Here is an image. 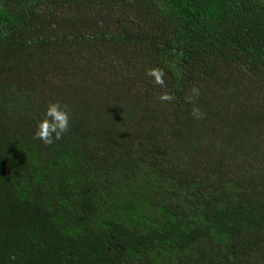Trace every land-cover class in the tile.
<instances>
[{"label":"trees","instance_id":"trees-1","mask_svg":"<svg viewBox=\"0 0 264 264\" xmlns=\"http://www.w3.org/2000/svg\"><path fill=\"white\" fill-rule=\"evenodd\" d=\"M0 264H264V0H0Z\"/></svg>","mask_w":264,"mask_h":264},{"label":"clouds","instance_id":"clouds-1","mask_svg":"<svg viewBox=\"0 0 264 264\" xmlns=\"http://www.w3.org/2000/svg\"><path fill=\"white\" fill-rule=\"evenodd\" d=\"M146 74L154 79V83L160 86H165V72L162 68L153 67L146 70ZM200 89L193 87L191 95L188 97L189 102H193L195 98L199 97ZM161 101L170 102L174 96L165 92L159 97ZM192 115L196 119H201L204 113L197 106H193ZM70 112L67 105L57 101L47 106L44 118L41 119L36 127L35 139L43 140L46 144H51L55 140L62 138L70 128Z\"/></svg>","mask_w":264,"mask_h":264}]
</instances>
